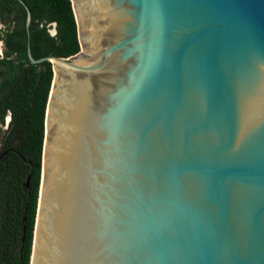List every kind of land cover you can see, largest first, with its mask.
Listing matches in <instances>:
<instances>
[{"label":"water","instance_id":"1","mask_svg":"<svg viewBox=\"0 0 264 264\" xmlns=\"http://www.w3.org/2000/svg\"><path fill=\"white\" fill-rule=\"evenodd\" d=\"M20 1L54 72L30 264H264V0H71L80 51L40 58Z\"/></svg>","mask_w":264,"mask_h":264},{"label":"trees","instance_id":"2","mask_svg":"<svg viewBox=\"0 0 264 264\" xmlns=\"http://www.w3.org/2000/svg\"><path fill=\"white\" fill-rule=\"evenodd\" d=\"M24 2L32 12L30 40L35 58L69 57L80 51L71 0ZM27 16L20 0H0V39L6 45L0 57V264L31 261L46 110L54 76L50 61L33 63L29 59ZM53 23L55 35L49 31ZM8 114L11 120L3 130Z\"/></svg>","mask_w":264,"mask_h":264},{"label":"rangeland","instance_id":"3","mask_svg":"<svg viewBox=\"0 0 264 264\" xmlns=\"http://www.w3.org/2000/svg\"><path fill=\"white\" fill-rule=\"evenodd\" d=\"M0 27H3V25L2 24H0ZM56 28V26L55 25H51L50 26V30L52 31L53 29H55ZM0 41H2V39H0ZM4 54V50H2L1 52H0V56H2ZM10 114H8L7 116H6V120H5V123L3 124V130H5V129H7V127H8V125H9V122H10Z\"/></svg>","mask_w":264,"mask_h":264},{"label":"flooded vegetation","instance_id":"4","mask_svg":"<svg viewBox=\"0 0 264 264\" xmlns=\"http://www.w3.org/2000/svg\"><path fill=\"white\" fill-rule=\"evenodd\" d=\"M53 25V24H52ZM57 29V28H56ZM50 33H51V30L49 29ZM52 34V33H51ZM4 41V39H2ZM1 50H4V54H5V50H6V45H5V41H4V44H3V47H1ZM1 52V51H0ZM4 54L0 57H3Z\"/></svg>","mask_w":264,"mask_h":264},{"label":"bare ground","instance_id":"5","mask_svg":"<svg viewBox=\"0 0 264 264\" xmlns=\"http://www.w3.org/2000/svg\"><path fill=\"white\" fill-rule=\"evenodd\" d=\"M0 51H1V42H0Z\"/></svg>","mask_w":264,"mask_h":264}]
</instances>
